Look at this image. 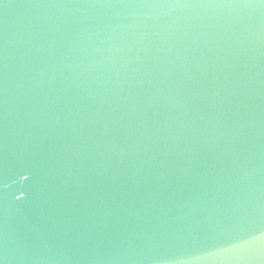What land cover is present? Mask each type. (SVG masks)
Returning <instances> with one entry per match:
<instances>
[{"label":"water","instance_id":"water-1","mask_svg":"<svg viewBox=\"0 0 264 264\" xmlns=\"http://www.w3.org/2000/svg\"><path fill=\"white\" fill-rule=\"evenodd\" d=\"M0 264H264V0H0Z\"/></svg>","mask_w":264,"mask_h":264}]
</instances>
